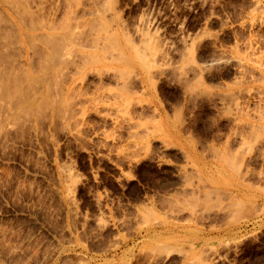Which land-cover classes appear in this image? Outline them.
Here are the masks:
<instances>
[{
	"label": "rangeland",
	"instance_id": "1",
	"mask_svg": "<svg viewBox=\"0 0 264 264\" xmlns=\"http://www.w3.org/2000/svg\"><path fill=\"white\" fill-rule=\"evenodd\" d=\"M0 264H264V0H0Z\"/></svg>",
	"mask_w": 264,
	"mask_h": 264
},
{
	"label": "crops",
	"instance_id": "2",
	"mask_svg": "<svg viewBox=\"0 0 264 264\" xmlns=\"http://www.w3.org/2000/svg\"><path fill=\"white\" fill-rule=\"evenodd\" d=\"M114 228V227H113ZM81 243L84 245L85 243H88V247L85 248L84 246L81 248H78L77 251L79 252H88L89 254H91L93 257L96 258H100V256H102V258L104 259L105 257L107 259H110V256H103V254L106 253L107 248H108V242L107 241H98L95 242L94 240H89L87 236L85 235H81V237L79 238ZM130 244V243H129ZM128 244V245H129ZM196 251V250H194ZM172 254H174L173 250H169L167 252L168 257H170Z\"/></svg>",
	"mask_w": 264,
	"mask_h": 264
},
{
	"label": "bare ground",
	"instance_id": "3",
	"mask_svg": "<svg viewBox=\"0 0 264 264\" xmlns=\"http://www.w3.org/2000/svg\"><path fill=\"white\" fill-rule=\"evenodd\" d=\"M27 1H28V0H27ZM25 2H26V0H25ZM69 2H70V1H69ZM20 3H21V0H20ZM10 4H12V3H10ZM10 6H11V5H9V7H10ZM15 6H16V4H15ZM15 6H14V7H15ZM54 6H55V5H54ZM11 7H13V6H11ZM17 7H18V6H17ZM55 7H56V6H55ZM18 8H19V7H18ZM26 8H28V6H27ZM29 8H30V7H29ZM74 8H75V7H74ZM13 9H15V8H13ZM13 9H12V10H13ZM16 9H17V8H16ZM23 9H25V8H23ZM50 9H52L51 6H50ZM53 10H54V9H53ZM21 11H22V10H20V11L18 10V12H21ZM13 12H15V11L13 10ZM49 12H50V11H49ZM52 12H53V11H52ZM28 13H29V12H28ZM14 14H16V12H15ZM14 14H13V15H14ZM17 14H18V13H17ZM17 14H16V16L19 17V18H17L16 16H15V17L11 16V17H12V20H13V22L15 23L16 27L18 28V30L22 33L23 28H27V26L25 25L27 22L24 23V22L26 21V19L23 18V17L18 16L19 14H18V15H17ZM48 14H49V13H48ZM71 14H72V13H71ZM20 15H22V14H20ZM54 15H55V14H54ZM72 15H73V14H72ZM27 16H28V15H27ZM30 16H31V15H30ZM48 16H49V15H48ZM48 16H47V17H48ZM69 16H71V15H69ZM25 17H26V16H25ZM65 17H66V16H65ZM15 18H16V19H15ZM72 18H73V17H72ZM29 19H30V18H29ZM42 19H43V18H42ZM42 19H41V20H42ZM50 19H51V18H50ZM66 19H67V18H66ZM68 19H69V18H68ZM68 19H67V20H68ZM23 20H25V21H23ZM30 20L32 21V19H30ZM35 20H36V19H35ZM39 20H40V18H39ZM37 21H38V20H37ZM37 21H36V22H37ZM42 21H43V20H42ZM42 21H41V22H42ZM46 21H47V19H46ZM65 21H66V20H65ZM71 21H72V20H71ZM34 23H35V22H34ZM43 23L45 24V22H43ZM43 23H42V24H43ZM61 23H62V22H61ZM72 23H73V22H72ZM37 24H39V22H38ZM47 24H48V22H47ZM66 25H67V24H66ZM41 26H42V25H41ZM41 26H40V27H41ZM43 26H44V25H43ZM43 26H42V27H43ZM58 26H60V25H58ZM32 27H33V26H31L30 29H33ZM40 27H39V28H40ZM67 27H68V26H66V28H67ZM71 27H72V26H71ZM61 28H62V27H61ZM64 28H65V27H64ZM64 28H63V29H64ZM68 28H69V27H68ZM7 29H8V28H7ZM27 29H28V28H27ZM103 29H104V28H103ZM36 30H37V29H36ZM64 30L66 31V29H64ZM30 31H31V30H30ZM51 31H52V30H51ZM61 31H62V29H61ZM67 31H69V29H68ZM74 32H75V31H74ZM64 33H65V32H64ZM69 33H70V32H69ZM79 34H80V33H79ZM6 36H7V35H6ZM29 36H30V35H28V37H29ZM44 36H45V35H44ZM44 36H43V37H44ZM53 36H54V35H53ZM61 37H62V36H61ZM75 37H76V36H75ZM22 38H23V37H22ZM25 38H26V37H25ZM41 38H42V37H41ZM77 38H78V37H77ZM3 39H4V38H3ZM49 39H50V38H49ZM73 40H74V39H73ZM73 40H72V41H73ZM76 40H77V39H76ZM5 41H6V39H5ZM31 41H32V40H31ZM66 41H67V40H66ZM50 44H51V43H50ZM2 46H3V45H2ZM61 50H62V49H61ZM68 50H69V49H68ZM49 51H50V50H49ZM70 51H71V50H70ZM45 53H46V52H45ZM68 53H69V52H68ZM57 54H58V53H57ZM61 55H62V54H61ZM45 58H46V57H45ZM52 59H53V58H52ZM63 60H64V59H63ZM46 61H47V60H46ZM47 62H48V61H47ZM2 64H3V63H2ZM56 67H57V66H56ZM55 71H56V70H55ZM49 72H50V71H49ZM51 72H52V71H51ZM53 73H54V72H53ZM55 75H57V74H55ZM19 77H20V76H19ZM18 79H20V78H18ZM27 82H28V81H27ZM1 84H2V83H1ZM29 86H30V85H29ZM26 87H27V86H26Z\"/></svg>",
	"mask_w": 264,
	"mask_h": 264
}]
</instances>
